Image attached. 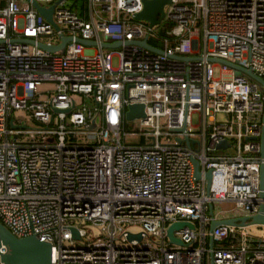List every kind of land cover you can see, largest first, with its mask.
<instances>
[{
  "label": "built area",
  "instance_id": "obj_1",
  "mask_svg": "<svg viewBox=\"0 0 264 264\" xmlns=\"http://www.w3.org/2000/svg\"><path fill=\"white\" fill-rule=\"evenodd\" d=\"M36 1L56 26L32 0H0L5 227L50 242L51 264H264L247 224L209 228L264 202V89L210 59L264 79V0H170L152 25L135 17L143 0ZM129 103L145 115L126 119Z\"/></svg>",
  "mask_w": 264,
  "mask_h": 264
},
{
  "label": "water",
  "instance_id": "obj_2",
  "mask_svg": "<svg viewBox=\"0 0 264 264\" xmlns=\"http://www.w3.org/2000/svg\"><path fill=\"white\" fill-rule=\"evenodd\" d=\"M170 0H143V8L135 14L136 18H141L147 20L151 25L159 22V18H157V14L160 16L163 14V5ZM32 4L38 10V12L43 15L48 21L53 22L52 19V11L53 4L48 7H44L40 5L36 0H32ZM56 26V24H54ZM66 36H62V42L59 44H47L43 42H38V45L49 49L55 50L63 47L64 41L66 40ZM30 40L31 39H25ZM81 41L85 43L95 44L93 40L82 39ZM128 41V40H127ZM140 44H143L147 47H151L147 40L137 41ZM121 44L120 41H110V42H102V46L106 47H117ZM154 49V48H153ZM211 60L222 61L227 63L228 65L236 68L239 71H242L248 74L253 79L257 80L264 89V79L258 74L254 73L250 68L232 63L225 59L211 57ZM144 104L143 103H129L127 105V110L125 112V118L131 119L136 116H144ZM264 119V115H263ZM183 129V128H181ZM227 140L223 139L219 141L216 146L221 147L226 145ZM260 153L264 156V124L261 127V135H260ZM194 162V172L197 178H200L202 175V171L200 169V163L197 158L193 159ZM204 178L206 180V187H209L210 179H211V170L210 168L206 169L203 172ZM260 196L264 197V164L260 166ZM212 209V204H210V211ZM184 221H175L172 222L167 227V234L169 238L173 241L181 243V240L176 238L173 234V230L179 228ZM226 223L231 225H245L248 223H263L264 224V202L260 203L258 211L250 216L249 220L247 216L241 217H227L221 219H211L209 228L210 230L217 224ZM189 225L192 226L191 223ZM73 232L76 234V229L73 228ZM0 242L5 244L7 247V251L1 255V260L3 264H51V245L50 242L39 239L34 234L17 236L13 234L5 225L0 221Z\"/></svg>",
  "mask_w": 264,
  "mask_h": 264
},
{
  "label": "rangeland",
  "instance_id": "obj_3",
  "mask_svg": "<svg viewBox=\"0 0 264 264\" xmlns=\"http://www.w3.org/2000/svg\"><path fill=\"white\" fill-rule=\"evenodd\" d=\"M46 38V37H44ZM53 39V38H52ZM112 66L116 67L118 66V58L117 56L112 57ZM214 73L215 75H218V67H214ZM51 85V82H42L40 84L41 88H48ZM18 112H21V110H18ZM220 116V115H218ZM196 113L193 114V120L196 122ZM136 122V120H132V124ZM216 205V204H215ZM246 229L251 235H254L255 237H263L264 238V224L263 223H248L246 225Z\"/></svg>",
  "mask_w": 264,
  "mask_h": 264
},
{
  "label": "trees",
  "instance_id": "obj_4",
  "mask_svg": "<svg viewBox=\"0 0 264 264\" xmlns=\"http://www.w3.org/2000/svg\"><path fill=\"white\" fill-rule=\"evenodd\" d=\"M150 42H152V43H154V44L160 46V44H159L158 42H156L155 40L150 39Z\"/></svg>",
  "mask_w": 264,
  "mask_h": 264
}]
</instances>
